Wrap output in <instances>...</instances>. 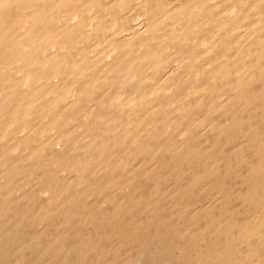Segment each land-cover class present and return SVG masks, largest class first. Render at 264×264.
I'll use <instances>...</instances> for the list:
<instances>
[{"label": "bare ground", "instance_id": "6f19581e", "mask_svg": "<svg viewBox=\"0 0 264 264\" xmlns=\"http://www.w3.org/2000/svg\"><path fill=\"white\" fill-rule=\"evenodd\" d=\"M133 4L140 5L137 8L140 11ZM128 12L140 15L135 18ZM144 183L150 190L161 184L169 187L168 183L205 185L207 191L208 186H212L210 189L217 186L215 191L228 199L230 205L225 207L233 210V214L224 216L221 215L224 211L220 212L224 221L230 216L226 222L213 217L222 223L214 221L217 229L223 225L218 229L223 228V234L210 233L220 234L218 239L215 235L217 246H210L214 250L211 251L208 241L209 251H200V257L196 254V264H264V0H0V264H43L47 253L58 251L62 244L52 242L50 246L46 241L51 233L46 231L49 234L46 237L44 231L50 225L47 221L56 222L55 217L63 213L61 197L69 194V190V195L72 192L77 195L97 186L98 194H103L101 191H115V187H119L118 191ZM199 189L193 188L192 193H200ZM146 191L145 194L149 193ZM215 191L211 196L216 195ZM141 193L144 194L143 190ZM112 201L107 203L111 205ZM216 202L215 208L219 206ZM145 206L141 208L146 211L153 205ZM118 207L105 214L114 219L129 210L127 206ZM156 208L151 210L154 212ZM62 211L65 212L64 208ZM71 211V216L76 215ZM136 214L133 213L134 218ZM135 220L133 225L139 222ZM118 221L115 220L116 224ZM113 222L110 224L118 232L122 227ZM147 222L144 221V227ZM157 225L154 227L158 228ZM212 225H208L209 229ZM159 228L158 231L162 230ZM143 229L147 230L142 228V232ZM191 231L187 234H196ZM195 231L198 237L202 235ZM111 233L108 232L110 236ZM161 233L158 232L160 237ZM132 235L137 242L140 235L137 238ZM177 237L170 239L174 242L180 238ZM111 238L108 242H113ZM164 239L158 238L159 242ZM196 240L194 244L198 243ZM149 242L145 240L146 245ZM174 243L170 245L175 246ZM190 243L187 246L183 243L182 247L178 243L173 248L177 251L180 247L182 253L197 248L188 247ZM108 245V251L117 246L110 249L113 244ZM133 245L128 244L132 249ZM153 245L155 250L157 245ZM118 246L121 250L122 245ZM160 248L163 249L162 245ZM196 248L195 253H199ZM147 249L150 257L154 250ZM158 252L152 259L144 258L146 264H166L171 251L166 261ZM51 255L58 260V256ZM110 255L106 257L113 258ZM136 255L125 257L124 263L144 264L139 253ZM84 256L80 258L83 262ZM179 258L182 260V256Z\"/></svg>", "mask_w": 264, "mask_h": 264}, {"label": "rangeland", "instance_id": "374dc122", "mask_svg": "<svg viewBox=\"0 0 264 264\" xmlns=\"http://www.w3.org/2000/svg\"><path fill=\"white\" fill-rule=\"evenodd\" d=\"M133 6H134V4H133ZM132 6V7H133ZM137 7H135L134 6V8L136 9V11L138 10L137 8L140 6V5H136ZM133 8H131V10H132ZM141 9V8H140ZM135 11V10H134ZM133 10H132V12H134ZM138 11H140V10H138ZM132 12H130V14H129V12H128V14L129 15H131V14H134V17H135V15L136 14H138V15H140V13H132ZM135 18H137V15H136V17ZM141 19V18H140ZM137 21V20H136ZM139 21H141V20H139ZM135 23H139L138 21L137 22H135ZM149 184V183H148ZM148 184H147V187H148ZM170 184H171V186H172V183H168L167 185L169 186V187H167V186H165L164 184L162 185L161 184V187H160V185L159 186H155V188L153 189V187H151V190H150V188H146V183H144V184H141V186L140 185H138L139 187H137V186H135V187H131L132 188V190L133 189H135V190H133V192L135 191V192H137V194L139 193H141V190H143V193H144V191H145V189L147 190L146 192H149V193H147V194H149L148 196H147V194H140L141 196H142V198L144 197V199H142L141 197H140V195L138 194V196L140 197H138L137 195V197L135 196V194L134 193H132V192H130L131 190V188H129L128 187V189L130 190H128L126 187H122L121 188V190L119 189H117L118 191H116V188H119V187H115L114 189H115V191H112V190H105V191H101V192H104L103 194H98L99 192L98 191H96V189H98V187L97 186H95V187H92V188H96V189H92V190H87V191H84L85 193H83V192H80V193H78L77 195L75 194V195H73V193L74 192H72V195H69V194H71V190H69V194L68 193H66V195L65 194H63L62 195V197H61V203L64 205V207L63 206H60V211L61 212H63V213H65V212H67L68 213V215L65 213V215H67V216H65L63 213H59V216H63V218H59V216H57V217H55V218H58V219H56V222L54 221V219H53V222H55V224L50 220V222H46V223H48L47 225H49V223H50V225L49 226H46V224H45V231H44V233H46V237L51 233V235H49L48 236V238H47V241L46 242H48V244L51 246V244H52V242H56V243H58V244H62V246L61 245H59V248L61 247V249H57L58 251H55V253H51V254H54V256L56 255V257L55 258H57V256H58V260H56V259H54V257H53V255H51L50 253H47L46 255L49 257H47V258H44V263L43 264H82V262L83 261H81V260H83V259H80V258H83V256L86 254V251H87V253H88V250L87 249H89V251L91 252V251H93V252H91L92 254L91 255H93V254H95L96 252V254L95 255H93L92 257V259H91V255H89L90 254V252L88 253V254H86L85 256H84V259L86 260V262H85V260H84V264H93L95 261V264H97L98 262L100 263L102 260H103V263L102 264H107V263H110V264H112V262H114L113 264H115V263H118V264H122V262H120L121 260L123 261V264H125L124 262V259H125V257H130L131 255L132 256H135L136 254H138L139 253V255H140V260H142V259H144V258H149V259H152L153 257V254L154 253H157L159 250H163V251H159L158 253V255L160 256L161 255V257L163 258V259H165V261L168 259L169 260V262H167L166 261V264H179V262H180V264H184V261H186L187 260V262L188 263H185V264H190V263H192L193 262V264H194V262L197 260V258H198V256L200 257L201 256V252L200 251H209V249L212 251L213 250V247L215 246L214 244L216 243V240L219 238V237H221L222 236V232H223V228H222V231L221 230H218L220 227H223V225L222 226H219V225H221L219 222H221V221H223V222H226L227 221V219L230 217V216H228L227 218L225 217V220L226 221H224V216H226L227 214H229V215H232L233 214V210L230 212L229 210H231V209H227L226 207L228 206V205H230V204H228V199L226 198V197H224L223 196V194L220 192L219 193V191H215L218 187L217 186H215L214 185V187L215 188H212V189H210L212 186H208V190L209 191H207V186H203V185H201V186H199V185H197V186H191V185H189V184H185V183H182V186H183V188H182V186H181V183L180 184H177L176 186H174L175 184H173V186L171 187L170 186ZM184 184V185H183ZM149 185H152V184H149ZM145 186V187H144ZM178 186L180 187V189L178 188ZM186 186H187V188H186ZM189 186V187H188ZM144 187V188H143ZM156 187H158V188H156ZM164 187V188H163ZM167 187V189L165 190V188ZM175 188V187H177V188H175V189H172L171 190V188ZM185 187V188H184ZM196 187V188H195ZM199 187H200V189H199ZM201 187H202V189H203V191H202V189H201ZM206 189H205V188ZM217 187V188H216ZM125 188V189H124ZM138 188V189H137ZM143 188V189H142ZM159 188H160V190H159ZM162 188H163V190H162ZM188 188H190V190L188 191L187 189ZM193 188L194 189H196L197 191H198V189H199V191H201L202 192V194H200V193H198L197 191V193L194 191L193 193H192V191H193ZM111 189H113V188H111ZM137 189V190H136ZM139 189H141V190H139ZM157 190V193L155 192L156 190ZM128 190V191H127ZM154 191L153 193L151 192V191ZM164 190H165V192H164ZM169 190H171V192L173 191V190H176V192L174 191L173 192V194H174V196H173V194L169 191ZM185 192H184V191ZM213 191V192H211V191ZM89 191H93V192H90V194H89ZM121 191L122 192H124V191H126V194H124V193H121ZM139 191V192H138ZM161 191L163 192V193H161ZM179 191H182V192H184V193H182L181 194V192H179ZM188 191V192H187ZM191 191V192H190ZM214 191H215V193H216V195L215 194H213L212 196H211V194L210 193H214ZM106 192V193H105ZM111 192V193H110ZM177 192H178V194H177ZM204 192H208L207 194L205 193V195H207L206 196V200H207V202L206 201H204L205 200V197H204ZM89 195H88V194ZM92 193H94V195L95 196H93V194ZM96 193V194H95ZM161 193V194H160ZM180 193V194H179ZM188 193V194H187ZM192 193V194H191ZM218 193V194H217ZM68 194V195H67ZM82 194V195H81ZM88 195V196H86V197H83V196H85V195ZM123 194V195H122ZM132 194V195H131ZM151 194H153L152 196H151ZM157 194V195H156ZM161 195V196H159V195ZM186 194L188 195L187 197V199H186ZM190 194V195H189ZM90 195H91V197H90ZM107 195V196H106ZM128 195H130L129 197L126 196ZM175 195H177V196H175ZM203 195V196H202ZM222 197H221V196ZM76 196V197H75ZM81 198H80V197ZM105 196V197H104ZM157 196H159V197H157ZM171 196H173V198L171 197ZM185 196V197H184ZM216 196V197H215ZM217 196H218V198H217ZM77 197H79V198H77ZM107 197H108V201H112L111 199H114L113 201L115 202V204H114V202L112 203L111 202V205L109 204V203H107L108 201H107ZM113 197V198H112ZM118 197V198H117ZM149 197H151V199L152 198H155V199H148ZM167 198V199H165V200H161L160 198ZM171 197V198H170ZM175 197V198H174ZM190 197V198H189ZM192 197V198H191ZM219 197H221L220 198V200H222V201H220L219 200ZM223 197H224V199H223ZM73 198V199H72ZM121 198V199H120ZM135 198H137V199H135ZM141 200L142 199V201H140L139 199ZM170 198V199H169ZM178 198V199H177ZM204 198V199H203ZM211 198V199H210ZM215 198H217V199H215ZM117 199H119L118 201L120 202V203H123V205L125 206V208H126V206H127V209L126 210H128V212H124L122 215L123 216H119L118 218H114L116 221H118L117 219H119V221L120 222H122L123 223V226H122V223H119V221H118V224H116L117 222H115V220L114 219H111L108 215H106V214H108L107 212H105V211H108V212H110V213H112L113 211H114V209H118L119 207H118V205H120V208H122V207H124L122 204H120L119 202H117ZM130 199V200H129ZM132 199H133V201H136V200H138V203H140V205L137 203V202H135V204H133L134 202L132 201ZM148 199V200H147ZM159 199V200H158ZM169 199V200H168ZM174 201H173V200ZM176 199H177V201H176ZM227 199V200H226ZM68 200V201H67ZM121 200V201H120ZM127 200H129L128 202H127ZM144 200V201H143ZM154 200V201H153ZM203 200V201H202ZM67 201V202H66ZM106 201V202H105ZM140 201V202H139ZM147 201H149V203H145V202H147ZM156 201V202H155ZM172 201L173 202H175V203H172ZM216 201H219V202H216ZM226 201H227V203H226ZM66 202V203H65ZM130 202H131V204H130ZM133 202V203H132ZM154 202V203H153ZM159 202V205H157V203ZM203 202H205L206 204H208V205H210V207L208 206V205H206L205 203H203ZM214 202H216V204L218 205V203H219V206L217 207V205H216V207L217 208H215L214 207ZM221 202V203H220ZM222 202H224V204L222 203ZM127 203V204H126ZM230 203V202H229ZM68 204H69V206H68ZM117 204V205H116ZM138 204V206L136 207V205ZM147 206H151V205H153L152 207L153 208H158V211H157V208H156V210H154V212H153V210H151V208L152 207H150L148 210H146V211H148L149 212V210H151V212H149L150 213V215H147V213L148 212H146L144 209H146V208H141V206H145V205ZM205 204V205H204ZM222 204L224 205V206H222ZM227 204V205H226ZM130 205V206H129ZM174 206V209L176 210L178 207L180 208H178L177 209V211L175 212V210L174 209H172L173 208V206ZM176 205V206H175ZM66 206V207H65ZM70 206H71V209L73 210V214H76V215H70V214H72V211H71V209H70ZM117 208H116V207ZM122 206V207H121ZM129 206V207H128ZM145 206V207H146ZM171 208H170V207ZM186 206V207H185ZM205 206V207H204ZM207 206V207H206ZM220 206H221V209H220ZM226 206V207H225ZM113 207V208H112ZM134 207V209H131V208H133ZM160 207V208H159ZM176 207V208H175ZM185 209H184V208ZM203 207V209H205V210H203V209H201ZM224 207V209H222ZM63 208H64V210H65V212L64 211H62L63 210ZM163 208V209H162ZM187 208H190V209H188L187 211H186V209ZM207 208H208V210H207ZM211 210H210V209ZM214 208V209H213ZM226 208V209H225ZM230 208V207H229ZM132 210V212L135 214V213H137L136 214V216H135V218H134V215H133V213L131 214V210ZM159 209H161V210H159ZM172 211H171V210ZM216 209V210H215ZM68 210V211H67ZM110 210V211H109ZM111 210H112V212H111ZM138 210H140V211H138ZM145 211L144 213L142 212V211ZM202 211V213H203V216H202V214L201 213H198L199 211ZM227 210H228V212H227ZM70 211H71V213H70ZM137 211V212H136ZM156 211H157V213H156ZM160 211V212H159ZM164 211V213L163 214H160L161 212H163ZM175 212V214H174V212ZM179 211V212H178ZM180 211H181V213H180ZM200 211V212H201ZM205 211H210L209 213L208 212H205ZM211 211H212V213H211ZM214 211V212H213ZM217 211H219V212H216ZM224 211V212H223ZM227 213H226V212ZM84 212V213H83ZM140 212H142L144 215H142V213H140ZM158 212H159V214H158ZM170 213V215H169V213ZM184 212V213H183ZM186 212H188L187 214H186ZM222 214H221V213ZM83 213V214H82ZM86 213V214H85ZM87 213H89L88 215H87ZM106 213V214H105ZM127 213V214H126ZM145 213H146V217L144 218L143 216H145ZM148 213V214H149ZM152 213H154L155 215L153 216L152 215ZM180 213V214H179ZM194 213V214H193ZM206 215H205V214ZM213 213H216V214H214L215 216H211L210 217V215H212ZM219 213V214H218ZM78 214V215H77ZM81 214V215H80ZM139 214V215H138ZM190 214H193V215H191L192 216V218L190 217ZM201 214V215H200ZM218 214V215H217ZM220 214L221 215H224V216H221L220 217ZM105 215V216H104ZM133 215V218L131 217ZM152 215V216H151ZM174 215H176V216H179V218L178 217H174ZM183 215H186L188 218H186V216H183ZM195 215H196V217H195ZM205 215V216H204ZM207 215L209 216V217H207ZM217 215V216H216ZM65 216V217H64ZM71 216V217H70ZM90 216H91V218H90ZM108 216V217H107ZM150 216V217H149ZM155 216H158V219H157V217H155ZM182 216V217H181ZM194 216V217H193ZM198 216V217H197ZM202 218H201V217ZM94 217V218H93ZM142 217V218H141ZM185 217V218H184ZM189 217H190V219H189ZM206 217V218H205ZM213 217H216L218 220H220L219 222H218V220H215V218H213ZM220 217V218H219ZM222 217H223V219H222ZM71 218V219H70ZM104 218H107V220H104ZM132 218V219H131ZM152 218L155 220H152ZM174 219V221H173V219ZM176 218V219H175ZM210 218V219H209ZM214 220H213V219ZM60 219V220H59ZM68 219V220H67ZM130 219V220H129ZM136 219V220H135ZM165 221H164V220ZM178 219V220H177ZM190 221H189V220ZM203 219V220H202ZM205 219V220H204ZM209 219V220H208ZM212 219V220H211ZM59 220V221H58ZM94 220V221H93ZM97 222H96V221ZM110 220H111V222L112 221H114L115 222V224H116V226H119V227H122V228H119V227H116V229L117 228H119V229H117L118 230V232L115 230V228H114V230H113V228H112V226L113 227H115V225H111L110 223ZM124 220H126V223H125V221ZM129 220V221H128ZM133 220V221H132ZM134 220H135V222H138V223H136L135 225H133L134 224ZM152 220V221H151ZM156 220L158 221L157 222V224H159L160 225V223H161V225L163 224V222L162 221H164V224L160 227L159 225H157V227L159 228H162V230H160V231H158V228H155L156 227V225H155V223H156ZM168 220V221H167ZM184 221V222H179V221ZM185 220H186V222H185ZM188 220V221H187ZM193 222H192V221ZM211 220V221H210ZM87 221H93L92 223H96V225H91L92 223H89V222H87ZM104 221V222H103ZM106 221H109L110 223L108 224V222H107V224H105V222ZM131 221V222H130ZM144 221L146 222V221H149V222H147V224H146V227H144ZM172 223H171V222ZM205 221V222H204ZM206 221H209V222H206ZM217 223V224H219L218 226H219V228L217 229V224H215V222ZM103 222V225H105V227H106V230H105V228L103 227V225L101 224ZM113 222V223H114ZM127 222H129L128 223V225H127ZM132 222H133V224H132ZM142 222V223H141ZM167 224H166V223ZM176 222H179V224L177 223V224H175ZM189 222H190V224H189ZM211 222H213V223H211ZM99 223V224H98ZM139 223H141V224H139ZM152 223H154V225L152 224ZM172 225H171V224ZM183 223H187L185 226L183 225ZM204 223H209V224H214V225H212V226H214V227H216V228H212V226H211V229H209L210 227L208 226L209 224H204ZM138 224V225H137ZM169 224V225H168ZM174 224V225H173ZM180 224H182V225H180ZM193 224V225H192ZM90 225V226H89ZM99 227H98V226ZM102 225V226H101ZM121 225V226H120ZM125 225H127V226H125ZM130 225V226H129ZM131 225H132V227L134 228L133 230H132V227H131ZM141 225V226H140ZM167 225V226H166ZM171 225V226H170ZM187 225H189V226H187ZM203 225V226H202ZM204 225H207V226H204ZM111 226V227H110ZM124 226L126 227V229H124ZM138 226V227H137ZM150 226H151V228H150ZM153 226V227H152ZM155 226V227H154ZM164 226L165 227H168V228H164ZM190 226H195L194 228L195 229H197L198 231H200V233H202V239L204 240V242L202 241V239H198V238H200V237H198L196 234H197V232L195 231V229L194 228H192L191 229V227ZM102 227V228H101ZM110 227V228H109ZM172 227V228H171ZM190 229H189V228ZM202 229H201V228ZM49 228V229H48ZM97 228V229H96ZM107 228H109V231L107 230ZM112 228V229H111ZM131 228V229H130ZM136 228H139L138 230H136ZM141 228V229H140ZM142 228H147V230L146 229H143V231L144 232H142ZM152 228H153V231H152ZM159 228V229H160ZM185 230H187V231H185ZM199 228H200V230H199ZM206 228V229H205ZM98 229H99V231L101 230V229H103V231H101L102 232V234L100 235V233H98L99 231H98ZM129 229V230H128ZM151 229V230H150ZM155 229L157 230V232L155 231ZM163 229H164V231L167 229V230H170L171 229V232L170 231H163ZM183 229V230H182ZM203 229L204 230H206L205 231V233H203L204 231H203ZM209 229V230H208ZM214 229V230H213ZM49 230V231H48ZM93 230H95V231H93ZM105 230V231H104ZM113 230V231H112ZM123 230V231H122ZM131 230V231H130ZM135 230V231H134ZM141 230V231H140ZM174 230H176V231H174ZM189 230L191 231V232H195L196 234H190V235H188L187 233L189 232ZM46 231H48L49 232V234H47V232ZM98 231V232H97ZM106 231H107V234H108V232H112L111 233V236L108 234H105L106 233ZM120 231V232H119ZM124 231L125 232H128V233H124ZM161 231H162V233H161ZM208 231H212V232H208ZM214 231H218L220 234H221V236H220V234L218 233V232H216L217 234H213L212 236L214 237H212L211 236V234L214 232ZM221 231V232H220ZM98 233V234H96V233ZM104 232V233H103ZM116 232V233H115ZM121 232H123L122 234H121ZM130 232H132V234L130 233ZM136 232V234H134ZM137 232H138V234L140 235V237L138 238V241L136 242V241H133V240H137V239H133L130 235H132V236H134V238H137L139 235L137 234ZM140 232V233H139ZM142 232V233H141ZM146 232H147V234H146ZM149 232V233H148ZM150 232L152 233V234H150ZM154 232V233H153ZM155 232H156V235H154L155 236V238H154V236H153V234H155ZM158 232L159 233H161V235L162 236H164V237H160V234H158ZM170 232V233H169ZM177 234H176V233ZM180 232V233H179ZM184 232H186L185 234L187 235H185L184 234ZM190 232V233H191ZM210 234H208V233ZM114 233H115V235H114ZM167 234V238L169 239H167L166 238V234ZM173 233H174V235H173ZM184 234V237H188V241H187V238L185 239V238H183V234ZM69 234V235H68ZM72 235V237H71V235ZM96 234V235H95ZM105 236H104V235ZM116 234H118V236L117 237H119L120 238V244H118V245H122V249H123V251H121L120 250V247L121 246H118L117 245V243L119 242V238H116L115 236H116ZM123 234H125V236L127 237V239H126V237L125 236H123ZM127 234V235H126ZM149 234V235H148ZM165 234V235H164ZM171 234V235H170ZM179 234H182L181 236L179 235ZM198 234V235H199ZM207 234H208V236H207ZM60 235V236H59ZM66 235H68V236H66ZM103 235V236H102ZM142 235V236H141ZM145 235V236H144ZM152 235V236H151ZM157 235H159V236H157ZM210 237V239H208L207 238V241H206V237ZM215 235H217V239L215 240ZM64 236V237H63ZM71 238H70V237ZM82 236H84L83 238H82ZM86 236V237H85ZM101 236V237H100ZM110 238H109V237ZM123 236V237H122ZM147 236H150V239H148L147 238ZM180 237V238H178L177 239V241H174L175 243H176V245L179 243V246L180 247H182L183 245V243H184V246H187L188 245V243H190L191 242V239H190V237L192 238V240H196L195 238L197 237V240H196V242H198L197 244L198 245H200V246H198L196 243L194 244V241H193V243H190V246H188V247H193V246H197V248H199V249H197L196 247H193L192 249L191 248H189V249H187L186 251H185V253H182V251H180V247L178 248L179 249V251H178V249L176 248V250L178 251H175V249L173 248V247H175L173 244H172V246L170 245L171 243H174L173 242V240L172 239H174V238H172V237ZM196 236V237H195ZM219 236V237H218ZM49 237H50V239H54V237H55V239L52 241V240H49ZM57 237H59V239H57ZM68 237V238H67ZM101 238V240H100V238ZM111 237H113V242H111V241H109L108 242V239L109 240H111L112 238ZM121 237H122V239H121ZM157 237V238H156ZM193 237H195V238H193ZM204 237V238H203ZM63 238V239H62ZM84 241V243H85V245H84V243L81 241V239ZM85 238H87V240L85 239ZM106 238H107V240H106ZM131 238V239H130ZM144 241V243H145V240H146V242L148 243L149 241L151 242V244L153 243H155V245H157V248H159L158 249V251H157V248L154 250V248L153 247H151V246H154L153 244L151 245V246H149L150 245V242H149V245H146L147 243H145V245H146V247H144V243H143V241L141 240V239ZM144 238H147V239H145L144 240ZM154 238V239H153ZM158 238H165L166 240H168V242L165 240V241H160L159 242V240H158ZM170 238H172V239H170ZM56 239L57 240H60V242H57L56 241ZM88 239H92L90 242L88 241ZM94 239V240H93ZM95 239H96V241H95ZM117 239H118V242H115L114 243V241H117ZM124 239H125V241H124ZM129 239V240H128ZM140 239V240H139ZM180 239V240H179ZM214 239L215 241H213L212 242V240ZM80 241V243L78 244V245H76V241ZM85 240L87 241V242H85ZM106 240V242H107V244H105V241ZM121 240H122V243H121ZM132 240V242H130ZM155 240H156V242H155ZM157 240H158V243H157ZM160 240H162V239H160ZM170 240H172V241H170ZM176 240V239H175ZM199 240H200V243H199ZM51 243H50V242ZM78 241V242H79ZM128 242V243H125V245L127 246H124V242ZM170 241V242H169ZM210 242V244H209V242ZM77 242V243H78ZM82 242V243H81ZM93 242V243H92ZM95 242V243H94ZM97 242H100V243H97ZM102 242V243H101ZM134 242V243H133ZM135 242H136V244H138V245H140L141 247H142V245H143V247L142 248H140L139 249V247L140 246H138L137 247V245L135 244ZM139 242V243H138ZM208 242V243H207ZM110 243V245H111V243L113 244V245H111L110 246V249H112L111 247L112 246H114V245H117V246H115V248L117 247V249H115V248H113L112 250H113V252H114V249L115 250H117L118 252H112V250H110V251H108L109 250V248H106V246L108 247L109 244ZM164 243H166V244H168V245H164L163 246V244ZM174 243V244H175ZM181 243V244H180ZM186 243V244H185ZM203 243H205V244H207L206 246H204V245H202ZM89 245V246H87V245ZM92 244H94V246L92 245ZM96 244L97 245H99V247H100V244H101V246L103 247V249H102V247H100V248H96L97 246H96ZM103 244V245H102ZM128 244L131 246L132 244H134V245H136V246H134L133 245V247L136 249V247H137V249H139V250H141V251H139L138 252V250L136 249H132L130 246H128ZM142 244V245H141ZM158 244L160 245V246H158ZM191 244H194V245H191ZM208 244H209V247L210 246H213V247H210V248H208ZM57 245V244H56ZM79 245H84L83 247H85V246H87V247H85V248H83L82 246H80V247H78ZM92 247H91V246ZM161 245H162V247H163V249L162 248H160L161 247ZM58 246V245H57ZM148 246V247H147ZM166 246V247H165ZM205 248H204V247ZM217 246V245H216ZM216 246H215V248H216ZM77 247H78V249H77ZM83 249H82V248ZM90 247V248H89ZM104 247L106 248V249H104ZM125 247V248H124ZM153 248V249H151V248ZM154 247H156V246H154ZM168 247H170V250H167V248ZM177 247H178V245H177ZM204 249H203V248ZM93 248H95V249H93ZM119 248V249H118ZM148 248V249H147ZM154 250V252L152 253V254H150V257H149V255L147 256V252H146V249H147V251L148 250ZM194 248H196V251H198L199 253H195V249ZM62 249H63V251H62ZM86 250V251H82V250ZM90 249H92V250H90ZM169 249V248H168ZM171 249H174L173 250V252H172V250ZM202 249V250H201ZM59 250H61L60 251V253H59ZM101 250V251H100ZM103 250V251H102ZM107 250V251H106ZM134 250H135V252H134ZM150 250V251H151ZM167 252H166V251ZM191 250V251H190ZM192 250H194V251H192ZM98 251L100 252V254L98 253ZM120 251H121V253H120ZM136 251L138 252V253H136ZM143 251V254L142 255H144V256H141V252ZM149 251V252H150ZM166 252V254H165V252ZM170 251H171V253H170ZM214 251V250H213ZM80 252H83L84 254H82V253H80ZM103 252H105V253H103ZM107 252V253H106ZM125 252V253H124ZM145 252V253H144ZM177 252V253H176ZM179 252H181V253H179ZM188 252H190V253H188ZM62 253V254H61ZM79 253V254H78ZM114 254V255H110V254ZM120 253V254H119ZM123 253V254H122ZM151 253V252H150ZM170 253V255H169V257L167 258V255ZM172 253H174L176 256H171L172 255ZM179 253V254H178ZM193 253V254H192ZM195 253V254H194ZM204 253V252H203ZM81 254H82V256H81ZM103 254V255H102ZM110 255V257H113V258H111V259H109V258H107L108 257V255ZM121 254L122 255H125V257L124 256H121ZM128 256H127V255ZM131 254V255H130ZM134 254V255H133ZM146 254V255H145ZM162 254H163V256H162ZM185 254H187V255H185ZM196 254L198 255V254H200V255H198V256H196ZM61 255V256H60ZM89 255V256H88ZM99 255H101V257L103 256L104 258H101V257H99L100 259H98V256ZM166 257H165V256ZM177 255H179V256H177ZM189 255H191L192 257H193V259H192V257L191 256H189ZM78 256H81V257H79V260L81 261H77L76 262V260H77V258H78ZM88 256V257H87ZM95 256V257H94ZM97 256V257H96ZM107 256V257H106ZM118 256V258H117V261L118 262H116V257ZM120 256V257H119ZM137 256V255H136ZM154 256H155V254H154ZM182 256V260L184 259V261L182 262V260H181V258H179V257H181ZM46 257V256H45ZM85 257H87V259L85 258ZM152 257V258H151ZM196 257V258H195ZM90 258V259H89ZM96 258H97V260H96ZM105 258H107L106 260H105ZM120 258H122L121 260H120ZM138 258H139V256H138ZM142 258V259H141ZM167 258V259H166ZM171 258H173L174 260L175 259H177V261L175 260V262L174 261H171ZM187 258V259H186ZM114 259V260H113ZM146 259V260H147ZM148 259V260H149ZM172 259V260H173ZM180 259V260H179ZM186 259V260H185ZM196 259V260H195ZM90 260V261H89ZM99 260V261H98ZM101 260V261H100ZM145 259L144 260H142V262L144 263V264H146V261ZM189 260H190V262H189ZM55 261H56V263H55ZM94 261V262H93ZM98 261V262H97ZM112 261V262H111ZM145 261V262H144ZM164 261V262H165ZM58 262V263H57ZM93 262V263H92ZM150 262V261H149ZM148 262V263H149ZM98 263V264H99ZM100 263V264H101ZM195 264H196V262H195Z\"/></svg>", "mask_w": 264, "mask_h": 264}]
</instances>
